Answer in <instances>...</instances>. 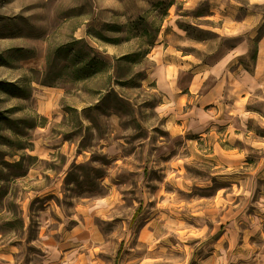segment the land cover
Returning <instances> with one entry per match:
<instances>
[{
	"label": "rangeland",
	"instance_id": "1",
	"mask_svg": "<svg viewBox=\"0 0 264 264\" xmlns=\"http://www.w3.org/2000/svg\"><path fill=\"white\" fill-rule=\"evenodd\" d=\"M0 82V264H264V0H0Z\"/></svg>",
	"mask_w": 264,
	"mask_h": 264
},
{
	"label": "trees",
	"instance_id": "2",
	"mask_svg": "<svg viewBox=\"0 0 264 264\" xmlns=\"http://www.w3.org/2000/svg\"><path fill=\"white\" fill-rule=\"evenodd\" d=\"M80 43H81L80 40H76L72 43L73 45L69 44V45L62 47L58 50L59 52H61V51L63 52L62 54H64V57L66 58V61H67L66 62L67 68L72 69L71 74H72L74 80L83 79V77L85 75H88V74H92V75L96 74L99 71H101L100 67L102 65H104V63L102 61H98L97 59H95L93 57H89V61L85 62L83 60V56H87V54L83 52L84 51L82 49L83 45H80ZM74 45H80V46L78 49H76L74 47ZM147 52L148 51L142 52V56H143V54H146ZM140 56H141V54H140ZM133 57L130 55H127L124 57V59L127 61H132ZM252 57H254V55H252ZM64 66H66V65H64ZM9 87L15 88L16 86L12 83L0 82V90L1 91H5Z\"/></svg>",
	"mask_w": 264,
	"mask_h": 264
},
{
	"label": "crops",
	"instance_id": "3",
	"mask_svg": "<svg viewBox=\"0 0 264 264\" xmlns=\"http://www.w3.org/2000/svg\"><path fill=\"white\" fill-rule=\"evenodd\" d=\"M226 64V63H225Z\"/></svg>",
	"mask_w": 264,
	"mask_h": 264
}]
</instances>
